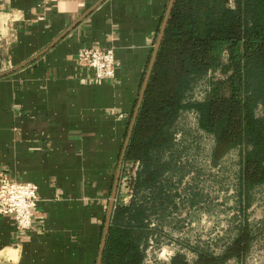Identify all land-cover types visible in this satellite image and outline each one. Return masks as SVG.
I'll list each match as a JSON object with an SVG mask.
<instances>
[{"label": "crops", "instance_id": "crops-1", "mask_svg": "<svg viewBox=\"0 0 264 264\" xmlns=\"http://www.w3.org/2000/svg\"><path fill=\"white\" fill-rule=\"evenodd\" d=\"M100 1L0 0V172L39 191L30 229L0 215V264H96L169 2ZM90 46L113 49L114 78L78 64Z\"/></svg>", "mask_w": 264, "mask_h": 264}, {"label": "trees", "instance_id": "trees-1", "mask_svg": "<svg viewBox=\"0 0 264 264\" xmlns=\"http://www.w3.org/2000/svg\"><path fill=\"white\" fill-rule=\"evenodd\" d=\"M225 52L226 77L213 83L203 101L187 99ZM144 92L123 160L138 163L127 182L131 198L114 203L100 264H143L152 243L159 244L156 215L178 209L179 193L171 192L176 185L172 181L171 188L168 177L180 158L175 122L188 109L198 113L199 128L213 135L212 165L238 151L236 193L244 218L221 253L193 246L191 262L179 251L169 264L242 261L254 238L246 219L252 191L264 185V0H174Z\"/></svg>", "mask_w": 264, "mask_h": 264}, {"label": "rangeland", "instance_id": "rangeland-1", "mask_svg": "<svg viewBox=\"0 0 264 264\" xmlns=\"http://www.w3.org/2000/svg\"><path fill=\"white\" fill-rule=\"evenodd\" d=\"M226 62L227 54L224 53L219 64L209 69L207 75L194 85L187 99L203 101L213 83L226 77L223 70ZM197 119L198 113L188 109L182 111L175 122V142L180 158L176 173H171L168 179L171 188L172 181L176 185L171 192L179 193L176 196L178 209L172 210L170 216L166 211L156 215L162 230L160 241L158 245L152 243L143 264H169L172 255L179 251L185 253L191 262L195 256L191 251L193 246L221 253L244 218L236 193L238 151H230L218 164L212 165L209 154L213 135L200 129ZM127 182L128 179L119 178L116 196L122 202L128 196L126 203L131 198ZM246 219L254 232L250 251L242 261L231 259L227 264H264V185L252 191Z\"/></svg>", "mask_w": 264, "mask_h": 264}, {"label": "built area", "instance_id": "built-area-1", "mask_svg": "<svg viewBox=\"0 0 264 264\" xmlns=\"http://www.w3.org/2000/svg\"><path fill=\"white\" fill-rule=\"evenodd\" d=\"M78 1L81 6L85 5L86 0ZM225 54L227 53L225 52ZM76 55L78 64L82 67L91 68L96 79L110 80L115 77L116 58L111 47H82ZM133 166L135 167L134 170H129ZM137 166L138 163L134 165H123L122 163L123 176L121 178L129 179L130 176H135ZM38 201L39 191L36 183L13 180L8 173L0 172V215L12 216L17 231L31 228L34 216L33 210Z\"/></svg>", "mask_w": 264, "mask_h": 264}, {"label": "water", "instance_id": "water-1", "mask_svg": "<svg viewBox=\"0 0 264 264\" xmlns=\"http://www.w3.org/2000/svg\"><path fill=\"white\" fill-rule=\"evenodd\" d=\"M103 1V0H101ZM100 1V2H101ZM173 2L174 0H169L168 2V5L166 7V11H165V16H164V19L162 21V24L159 28V34L157 36V39L153 45V48H152V54H151V57H150V60L148 62V65H147V68H146V73H145V76H144V79H143V82L141 84V87H140V90H139V96H138V99H137V102H136V105L134 107V112H133V116H132V119L130 121V124H129V127H128V132H127V135H126V138H125V141H124V144H123V148H122V153H121V156H120V161H119V166H118V174L114 180V183H113V187H112V190H113V194H112V197H111V201H110V205H109V212H108V215L106 217V220H105V223H104V233H103V236H102V240H101V244H100V252H99V255H98V258H97V261H96V264H100L101 262V258H102V253H103V246H104V243H105V239H106V236H107V233L109 231V225H110V221H111V217H112V213H113V207H114V203L116 201V196H117V188H118V183H119V178H120V173H121V166H122V163H123V160H124V156H125V148L128 144V141L130 139V135H131V129L133 127V124H134V121H135V118H136V115L138 113V108L140 106V103L143 99V96H144V91H145V88L147 86V83H148V80H149V77H150V74H151V69H152V66L154 64V61L156 59V56H157V50L159 48V45L161 43V40L164 36V30L166 28V25H167V21H168V18H169V15H170V10L172 8V5H173ZM18 68V67H16ZM15 68V69H16ZM10 72V71H9ZM7 74V72H2L0 73V77Z\"/></svg>", "mask_w": 264, "mask_h": 264}]
</instances>
